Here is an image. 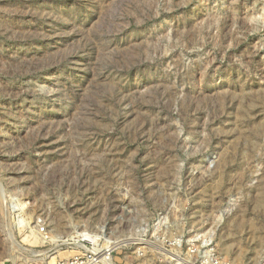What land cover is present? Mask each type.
I'll return each instance as SVG.
<instances>
[{
  "label": "rangeland",
  "instance_id": "374dc122",
  "mask_svg": "<svg viewBox=\"0 0 264 264\" xmlns=\"http://www.w3.org/2000/svg\"><path fill=\"white\" fill-rule=\"evenodd\" d=\"M43 223L114 264H264V0H0V264L83 249Z\"/></svg>",
  "mask_w": 264,
  "mask_h": 264
},
{
  "label": "built area",
  "instance_id": "2783aa9c",
  "mask_svg": "<svg viewBox=\"0 0 264 264\" xmlns=\"http://www.w3.org/2000/svg\"><path fill=\"white\" fill-rule=\"evenodd\" d=\"M38 234L43 241L53 242L54 247L64 248L66 246H77L82 247V250L76 251L75 254L64 257L57 258L55 264H114L112 259L111 248L96 249L93 247L92 240L77 239L75 237H70L69 239H64L62 236H56L49 231L46 224H38ZM80 241H83L84 244L80 245ZM88 245L91 246L87 247ZM167 252H169L167 250ZM167 258V263L171 264V253L164 254Z\"/></svg>",
  "mask_w": 264,
  "mask_h": 264
},
{
  "label": "bare ground",
  "instance_id": "6f19581e",
  "mask_svg": "<svg viewBox=\"0 0 264 264\" xmlns=\"http://www.w3.org/2000/svg\"><path fill=\"white\" fill-rule=\"evenodd\" d=\"M75 238H78V237H75ZM50 264H54L55 263V258L53 257L52 259H50Z\"/></svg>",
  "mask_w": 264,
  "mask_h": 264
}]
</instances>
